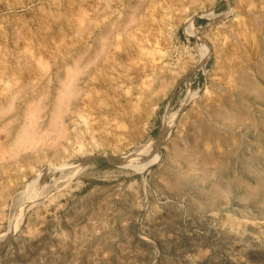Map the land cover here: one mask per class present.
I'll return each instance as SVG.
<instances>
[{"label":"rangeland","instance_id":"obj_1","mask_svg":"<svg viewBox=\"0 0 264 264\" xmlns=\"http://www.w3.org/2000/svg\"><path fill=\"white\" fill-rule=\"evenodd\" d=\"M0 264H264V0H0Z\"/></svg>","mask_w":264,"mask_h":264},{"label":"bare ground","instance_id":"obj_2","mask_svg":"<svg viewBox=\"0 0 264 264\" xmlns=\"http://www.w3.org/2000/svg\"><path fill=\"white\" fill-rule=\"evenodd\" d=\"M176 115H177V110L174 111V112H169L168 111V112L164 113L162 115V117H161L160 122H161L163 131H164V133H165L166 136L169 133L171 127L173 126V124L175 122ZM159 156H160V152L157 151V150H155L151 146V144L148 143V144H145L143 146H140V147L135 148L131 152V154L129 155V157H127L124 160L130 165V167H133V168L139 170V172L141 173V175L144 176V174L147 171L148 167L150 165L154 164L158 160ZM36 194H37V191L34 192L33 195L30 198L31 199L34 198L36 196ZM23 212H24V210H23ZM23 212H22V214H23Z\"/></svg>","mask_w":264,"mask_h":264}]
</instances>
